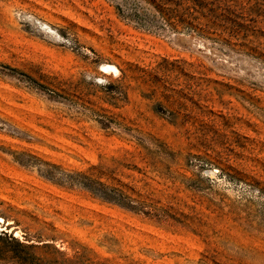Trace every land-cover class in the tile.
<instances>
[{"label":"rangeland","instance_id":"rangeland-1","mask_svg":"<svg viewBox=\"0 0 264 264\" xmlns=\"http://www.w3.org/2000/svg\"><path fill=\"white\" fill-rule=\"evenodd\" d=\"M130 3L0 0V264H264V62Z\"/></svg>","mask_w":264,"mask_h":264},{"label":"trees","instance_id":"trees-1","mask_svg":"<svg viewBox=\"0 0 264 264\" xmlns=\"http://www.w3.org/2000/svg\"><path fill=\"white\" fill-rule=\"evenodd\" d=\"M117 12L130 22L146 27L155 23L173 34L198 39L210 50L264 62V0H132L125 12L120 8ZM82 178L85 189L98 193L104 202L142 211V205H133L120 190Z\"/></svg>","mask_w":264,"mask_h":264},{"label":"bare ground","instance_id":"bare-ground-1","mask_svg":"<svg viewBox=\"0 0 264 264\" xmlns=\"http://www.w3.org/2000/svg\"><path fill=\"white\" fill-rule=\"evenodd\" d=\"M44 29H46V28H44ZM103 67L106 68V69H110L111 68V66H108V65H103Z\"/></svg>","mask_w":264,"mask_h":264}]
</instances>
